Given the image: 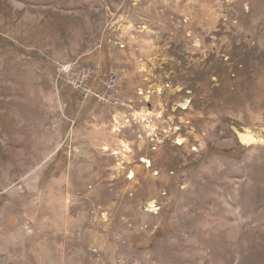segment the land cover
I'll use <instances>...</instances> for the list:
<instances>
[{
	"label": "rangeland",
	"instance_id": "rangeland-1",
	"mask_svg": "<svg viewBox=\"0 0 264 264\" xmlns=\"http://www.w3.org/2000/svg\"><path fill=\"white\" fill-rule=\"evenodd\" d=\"M0 264H264V0H0Z\"/></svg>",
	"mask_w": 264,
	"mask_h": 264
},
{
	"label": "bare ground",
	"instance_id": "bare-ground-1",
	"mask_svg": "<svg viewBox=\"0 0 264 264\" xmlns=\"http://www.w3.org/2000/svg\"><path fill=\"white\" fill-rule=\"evenodd\" d=\"M239 139H240V142L243 143V144H250V142H253L254 143V141H255V138L252 135H250V134H240L239 135ZM128 151L129 150H127V152ZM124 152H126V151H124Z\"/></svg>",
	"mask_w": 264,
	"mask_h": 264
},
{
	"label": "built area",
	"instance_id": "built-area-1",
	"mask_svg": "<svg viewBox=\"0 0 264 264\" xmlns=\"http://www.w3.org/2000/svg\"><path fill=\"white\" fill-rule=\"evenodd\" d=\"M106 82H107V85L111 87V86L114 85V83H115V79H114L112 76H109ZM188 105H189V103L186 104V106H184V108L182 107V110H186L187 107H188ZM180 109H181V108H180Z\"/></svg>",
	"mask_w": 264,
	"mask_h": 264
}]
</instances>
